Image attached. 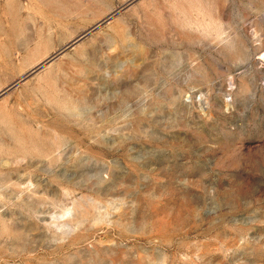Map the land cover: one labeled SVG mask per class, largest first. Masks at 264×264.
<instances>
[{"label": "rangeland", "instance_id": "1", "mask_svg": "<svg viewBox=\"0 0 264 264\" xmlns=\"http://www.w3.org/2000/svg\"><path fill=\"white\" fill-rule=\"evenodd\" d=\"M0 264H264V0H0Z\"/></svg>", "mask_w": 264, "mask_h": 264}]
</instances>
